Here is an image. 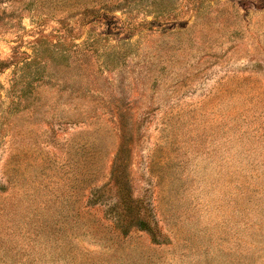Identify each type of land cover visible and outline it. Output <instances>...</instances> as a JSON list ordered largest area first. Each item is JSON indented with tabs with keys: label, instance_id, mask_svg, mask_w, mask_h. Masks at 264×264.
I'll return each mask as SVG.
<instances>
[{
	"label": "rangeland",
	"instance_id": "374dc122",
	"mask_svg": "<svg viewBox=\"0 0 264 264\" xmlns=\"http://www.w3.org/2000/svg\"><path fill=\"white\" fill-rule=\"evenodd\" d=\"M0 264H264V0H0Z\"/></svg>",
	"mask_w": 264,
	"mask_h": 264
},
{
	"label": "trees",
	"instance_id": "16d2710c",
	"mask_svg": "<svg viewBox=\"0 0 264 264\" xmlns=\"http://www.w3.org/2000/svg\"><path fill=\"white\" fill-rule=\"evenodd\" d=\"M242 1H244V0H242ZM85 15H86V17H88L89 15H90V12H85ZM24 55H25V53L23 52V51H18L17 50V48L15 47L14 48V51H13V57H12V60H13V62L16 64V63H18L19 61H18V59H19V57L20 56H22V57H24Z\"/></svg>",
	"mask_w": 264,
	"mask_h": 264
}]
</instances>
